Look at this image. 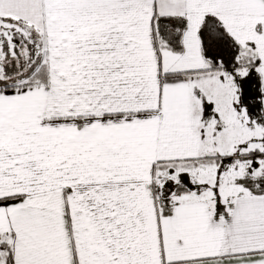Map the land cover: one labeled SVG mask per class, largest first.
Segmentation results:
<instances>
[{"label": "snow or ice", "instance_id": "6c2138e0", "mask_svg": "<svg viewBox=\"0 0 264 264\" xmlns=\"http://www.w3.org/2000/svg\"><path fill=\"white\" fill-rule=\"evenodd\" d=\"M0 264H264V0H0Z\"/></svg>", "mask_w": 264, "mask_h": 264}]
</instances>
